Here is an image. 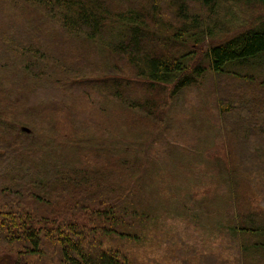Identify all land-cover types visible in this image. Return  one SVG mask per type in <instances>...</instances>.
Segmentation results:
<instances>
[{
  "label": "trees",
  "instance_id": "trees-1",
  "mask_svg": "<svg viewBox=\"0 0 264 264\" xmlns=\"http://www.w3.org/2000/svg\"><path fill=\"white\" fill-rule=\"evenodd\" d=\"M24 1L33 5L42 19L53 21L44 26L34 25L33 29L27 25L4 33L3 42L8 48L12 43L11 51L17 60L27 63L24 71L30 70L31 63L43 65L44 70L56 66L65 78L73 76L87 85L95 82L97 94L112 103L115 100L145 110L147 116L154 117L153 123L164 122L177 98L184 97L185 91L207 75L225 78L227 87L224 83L223 87H214L222 127L218 140L228 147L227 154L231 157L233 145L238 149L236 169L224 161L230 178L242 180L241 184L246 183L242 188L248 191H240L233 183L234 211L222 236L226 237L228 248L234 250L236 264H264V201L256 205L253 194L264 198V97L255 98L256 94L264 93V20L255 27L235 30L238 13L233 12L238 6L247 9L255 4L264 6V0H235L234 8L227 5L233 0H148L151 1L148 8L132 1L134 4L126 11L112 8L121 0ZM28 28L33 32L25 33ZM225 33L230 36L220 39ZM17 36L19 41H15ZM60 39L67 40L70 46L79 42L85 52H94L108 68L114 59L124 61L135 78L145 84L137 95L138 106L131 107V87L110 84L106 81L109 77L96 79L79 67L78 61L69 64L71 53L64 55L67 65L59 61L52 47L60 45ZM64 52L58 57L62 58ZM5 66L0 63L1 68ZM117 67L120 68L112 65ZM37 75L43 76V72L37 70ZM230 81L247 85L246 90H230ZM161 89L165 91L166 102ZM38 90L33 89L32 94L36 95ZM71 91L76 93L73 97L79 94L76 89ZM62 110L68 109L62 101L56 102L53 111ZM97 110L104 111L105 107ZM7 121L13 122L8 116ZM14 132L18 138L30 137L31 130L20 127ZM55 137L52 140L60 139L58 145L62 146L65 137ZM31 148L22 145L14 149L18 153L15 157L12 146L8 145L6 153L0 152V253L16 255L13 264H36L48 256L46 248L57 264H133L121 251L105 245L106 240L118 237L133 241L140 238L133 232L134 226L127 224L129 219L137 220L125 206V197L130 198L132 192L123 190L118 181L112 184L117 188L110 186L112 191L108 192L104 188L107 184L100 180L92 191L94 185L88 186L90 178H94L93 173L101 175L96 171L86 177V188L84 184L79 187L77 175L81 171L70 174L66 173V165L60 162L52 165L53 153L47 146L40 145L35 151ZM58 187H62L61 192H55ZM67 188L72 192L68 194ZM76 188L85 195L83 198L75 195ZM68 201L77 208L68 207Z\"/></svg>",
  "mask_w": 264,
  "mask_h": 264
},
{
  "label": "rangeland",
  "instance_id": "rangeland-1",
  "mask_svg": "<svg viewBox=\"0 0 264 264\" xmlns=\"http://www.w3.org/2000/svg\"><path fill=\"white\" fill-rule=\"evenodd\" d=\"M121 1H116L112 7L114 11L128 10L134 4L132 1H139L135 3L147 8L151 5L148 0ZM234 1H229L227 5L233 7ZM233 12L238 13L235 30L255 27L264 20V6L261 4H255L250 9L238 6ZM52 23V20L42 19L35 7L24 0H0V63L6 65L0 67V152L6 153L9 145L15 157L18 153L14 149L22 145L31 146L34 151L44 145L53 153L52 165L60 162L66 165V173L70 174L81 171L77 175L79 187L83 188L84 184L86 188V177L96 171L101 175L98 177L93 173L94 178H90L88 186L94 185L92 191L99 180L107 184L104 188L108 192L112 191L110 186L117 188V185H112L117 181L123 190H130L132 195L125 197V206L137 216V220L129 219L127 224L134 226L133 232L138 233L140 238L133 241L118 237L106 240L105 245L106 248L121 251L133 264H236L234 250L228 248L222 231L225 232L223 228L234 211L231 202L235 199L233 183L240 187V191L248 189L242 188L246 185L241 184L242 180L230 178L224 161L227 160L232 169H236L238 149L233 145L234 154L231 157L227 154L228 147L219 144L218 140L221 120L214 87H223L225 78L207 75L185 91L184 97H178L173 110L164 116L165 121L156 124L153 123L154 117L147 116L145 110L130 108L115 100L112 103L104 95L97 94L95 82L90 84L83 79L89 83L87 85L79 83V79L73 76L65 78L56 66L44 70L43 65L31 63L30 70L24 71L27 63L17 60L11 51L12 43L8 48V44L3 42L4 33L8 34L12 28L31 25L33 29L34 25ZM235 30L233 33H237ZM31 31L28 28L25 33ZM229 36L225 33L220 39ZM19 40L17 36L15 41ZM63 40L60 39V45L52 47L59 61L67 65L64 55L71 53L69 64L78 61L79 67L91 72L96 79L109 77L106 81L110 84L131 87V107L138 106L137 95L145 84L135 78V73L123 64L124 61L114 59L109 64L111 68H108L94 52H85L86 48L79 42L70 46L67 40ZM63 50L62 58L58 57ZM112 65L120 68H112ZM37 70L43 72V76H38ZM230 82V90H246L247 85ZM42 84L45 86L41 87ZM224 84L227 87V83ZM35 88L39 90L33 95ZM172 88L168 87L169 91ZM72 89L78 90L80 95L73 97L72 94L76 93ZM161 90L162 99L166 102L165 91ZM263 97L264 93L255 95L257 99ZM61 101L68 110L54 112L56 102ZM100 106H104L105 110L98 111ZM7 116L13 122L7 121ZM156 120H159L158 117ZM230 122L235 123L233 120ZM20 127H28L30 137L24 135L18 138L14 131ZM8 131H11L10 134ZM59 135L65 137L62 146L58 145L60 139L58 142L52 140ZM249 154L247 152L246 156L250 157ZM61 190L62 187H58L55 192ZM66 192L69 194L72 191L67 188ZM74 192L77 197L85 196L77 188ZM253 194L256 205L264 201L255 192ZM72 205L77 208L76 204L68 201V207ZM46 250L48 256L36 264H57L50 256V249ZM15 261L16 255L12 252L0 253V264H13Z\"/></svg>",
  "mask_w": 264,
  "mask_h": 264
}]
</instances>
